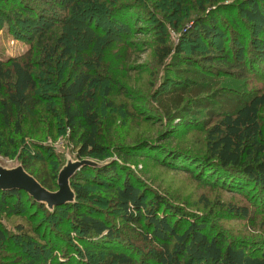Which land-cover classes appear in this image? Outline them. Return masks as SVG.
Here are the masks:
<instances>
[{"label": "rangeland", "instance_id": "rangeland-1", "mask_svg": "<svg viewBox=\"0 0 264 264\" xmlns=\"http://www.w3.org/2000/svg\"><path fill=\"white\" fill-rule=\"evenodd\" d=\"M24 2L35 13L33 21L26 18L25 12L21 17L26 20L15 18L19 11H24ZM254 2L259 3L264 13V0H220L218 3L214 0H97L94 7L88 6L82 15L73 13V0H0V9L14 20L9 26L0 17L1 57H19L29 48L35 49L38 35L43 32H46V47L54 45L58 36L67 34L66 43L72 46L73 53L70 61L57 56L51 64L40 63L35 58V72L40 79L39 94L45 100L35 114L24 120L21 134L14 132L13 124L8 131L0 125V144L10 152L6 156L0 151V167L23 166L22 159H31L38 174L47 178L53 166L60 172L69 162L81 160L79 145L66 127L55 83L58 79L63 81L79 67H86L104 80L92 86L93 105L102 120L104 137L111 146L105 157L88 160L103 165L101 168L118 166L119 183H123L125 174H128L148 195L146 201L159 195L185 213L188 219L206 220L208 227L224 233L229 240L244 239L264 245V189L254 184L242 187L238 184V176L233 181L236 184L226 182V179L210 176L212 172L207 170L215 169L217 161L211 159L207 131L199 126L206 110L198 113L197 124H178L177 120L164 117L156 101L171 84L181 85L186 81L169 70L168 58L160 59L158 49L163 47L162 37H165V46L171 49H177L181 39L178 45L187 54L191 53L190 46H199L200 54L195 55L194 60L202 66L197 69L212 79L214 91L218 87L225 94H264V70L249 71L247 76H241L243 74L235 68L214 73L209 65L201 63L206 60L202 56L205 53L210 55L211 63L221 64L227 55L242 60V52L231 49L235 46L239 49L242 42L240 39L237 43L232 40L233 34L225 29L226 25H217L218 30L208 41L191 42L182 35L186 28L196 27L198 17L208 19L212 11L220 13L219 10L227 9L243 22L241 31L247 35L244 53H248L245 59L255 55L256 63L264 66L261 58L251 53L264 50L261 42L264 26L252 24L241 12L243 7L252 9ZM126 11L128 14H123ZM138 12L144 22H150H142L135 28L131 16L138 15ZM221 17L230 22L227 14L222 13ZM155 20L165 27L163 35L157 31ZM174 24L179 26L175 28ZM229 25L235 27V23ZM234 29L230 31L241 32L237 27ZM86 61H90V65ZM260 117L262 133L256 138L264 142V106ZM11 138L15 148L9 145ZM165 150H171L173 155L164 157ZM160 158H163L162 163L158 161ZM88 166L81 169H90ZM85 175L94 177V174ZM111 181H114L112 176L102 185L82 182L91 198L84 200L75 196L77 205L53 213L52 210L46 213L29 205L23 197V203L26 208L28 206L26 213L3 219L16 237L15 245L0 246V264H23L26 251L35 257L37 252L33 244L45 250L43 257L36 256L43 264H105L109 255L84 243L73 222L75 209L83 208L101 216L114 227L117 239L116 246L112 248L126 251L139 260L140 251L128 246L126 241H132L142 252L148 251L150 246L146 243L145 232H141L142 228L127 224L119 217V210L111 198ZM57 189L58 186L53 187L54 191ZM230 206L247 212L243 216L236 215L229 210ZM20 232L26 233L33 244L23 247L19 242Z\"/></svg>", "mask_w": 264, "mask_h": 264}, {"label": "trees", "instance_id": "trees-1", "mask_svg": "<svg viewBox=\"0 0 264 264\" xmlns=\"http://www.w3.org/2000/svg\"><path fill=\"white\" fill-rule=\"evenodd\" d=\"M96 1L73 0L71 9L73 13L82 15L88 6L94 7ZM214 1L220 2V0ZM23 5L26 6L27 4L24 2ZM26 7H23L24 11L17 13L15 17L17 20H23L21 13L25 12L28 16L26 18L33 21L31 19L34 17V11L31 6V8ZM219 11L220 13L212 11L213 14L208 19L198 17L195 20L196 27L194 29L186 28L182 35L191 42L200 39L208 41L218 30L217 25H226L225 29L228 28L229 32L233 34L232 40L237 43V40L240 39L242 42L239 49L235 46L236 49L232 47V51L242 52L243 58L236 60L235 58L238 57L234 58L233 55H227L221 64H217L211 63L210 55L205 53L206 55L202 56L206 60L201 61V63L206 66L209 65L210 70H213L214 73L223 70L230 71L235 68L243 74L241 76H247L249 71L255 73L264 70V66L259 65L254 60L255 55H252L250 59H245L248 54L244 53L247 35L246 32L243 34L241 31L243 27L241 18L239 19L237 15H233L227 9ZM140 12L136 13L138 15L131 16V21L136 24L135 28L144 22ZM221 12L227 14L230 19L229 23L227 19L221 17ZM241 12L252 24L257 23L264 26V13L258 2L253 3L252 9L243 7ZM123 14H128V12ZM0 17L7 21L9 26L14 22L3 9H0ZM153 22L158 24L157 31L163 35L165 30L163 24L157 20ZM231 22L235 23V27L229 25ZM178 26L174 24L175 28ZM236 27L240 29V33L233 31ZM230 29L233 30L230 31ZM224 31L229 33L227 30ZM45 33L38 35L36 50L31 47L23 56L13 58L0 56V125L5 131L10 130L13 124L14 132L21 134L24 120L35 114L37 108L45 100L39 94L40 79L35 72V58L40 63L48 62L49 64L57 56L61 60L70 61L73 59L72 46L66 43L67 34L63 33L58 36L54 45L46 47L44 45ZM56 34L58 35V33ZM261 40L264 45V35ZM160 41L162 42L161 46H163L158 49L160 59L166 60L168 58L171 65L169 70L177 74L179 78L186 80L181 85L171 84L168 90L158 95L157 107L164 117L177 120L180 122L178 124H197L198 113L200 110H206L205 117L199 126L207 131L211 159L217 161L215 169H207L212 172L210 176L226 179V182L231 181V183L238 176L240 177L237 178L238 184L242 187L254 184L264 189V142L256 138L262 133L260 110L264 106V94L246 96L236 93L225 94L220 89L218 90V87L214 91L212 85L215 83L212 79L203 76V72L197 69L198 66H202L194 60L195 55L200 54L198 45L190 46L191 53L187 54L178 45L181 39L176 46L177 49L165 46V37H162ZM251 53L257 54L258 58H261V62L264 63V50H253ZM87 64L90 65V61ZM103 82L104 80L97 73H93L91 69L79 67L76 72H71L63 81L60 82L58 79L55 83L58 98L61 100L66 127L79 145V158L81 160L93 157L101 159L111 149L104 137L102 120L93 105L92 86L95 83ZM145 114L146 116L149 115L148 112ZM9 145L15 148L14 139H9ZM0 151L6 156L10 155V152L4 150L1 144ZM165 153L164 157L173 155L171 150H167ZM158 161L162 163L163 158ZM22 163L26 171L50 191H54L53 187L58 186L59 171L57 167L53 166L51 174L47 178H43L36 171L34 161L22 159ZM167 163L172 164L168 161ZM88 168L90 169L78 170L71 178V186L77 198L84 200L91 198L90 192L82 182L102 185L106 179L112 176L114 181L110 183L111 198L119 210V217L127 224L142 228L141 232H145L146 243L150 246L148 251L142 252L135 247L132 241L127 240L128 246L140 251L141 258L136 260L126 251L111 247L116 246L117 238L114 227L104 218L88 212L85 208H83L84 210L75 209L73 222L76 224L81 238H83L84 243L87 242L88 246L101 249L109 255V260L105 264H264V245L254 241L248 242L244 239L229 240L224 233L211 226L208 227L209 222L206 220L188 219L185 213L159 195L154 196L150 201H146L148 195H145L143 189L128 174H125L123 183H119L121 177L116 174L119 169L118 166L113 168L95 167V169L88 166ZM182 169L187 170V168ZM87 173L94 174L92 175L94 177H86L85 174ZM23 197L26 198L29 205H33L46 213L47 211L51 212V210L53 213L59 209H69V207L78 204L71 202L49 209L46 204L36 201L25 190H1L0 246L15 245L13 241L16 236L6 227L3 219L26 213L28 206L26 208L23 203ZM229 210L242 216L247 212L245 209L235 206H230ZM185 220L188 221L185 222ZM19 228L22 229V226ZM209 228L210 230H207ZM21 234L22 236H19L21 240H18L23 247L33 244L26 233ZM33 246L37 252L36 256L43 257L45 254L43 247L37 244H33ZM133 252L135 253V251ZM36 256H32L30 252H24L23 264H43L42 260L39 262Z\"/></svg>", "mask_w": 264, "mask_h": 264}, {"label": "water", "instance_id": "water-1", "mask_svg": "<svg viewBox=\"0 0 264 264\" xmlns=\"http://www.w3.org/2000/svg\"><path fill=\"white\" fill-rule=\"evenodd\" d=\"M85 165L103 166L88 159L69 162L59 172V188L56 191H50L44 187L22 165L10 169L0 167V191L22 189L28 192L36 201L46 204L49 209H54L56 206L75 201L76 194L71 186V178Z\"/></svg>", "mask_w": 264, "mask_h": 264}]
</instances>
